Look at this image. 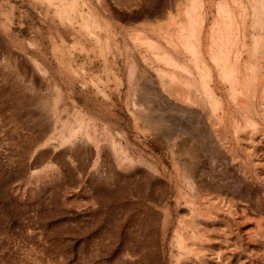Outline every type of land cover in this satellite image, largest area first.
<instances>
[{"label":"rangeland","instance_id":"374dc122","mask_svg":"<svg viewBox=\"0 0 264 264\" xmlns=\"http://www.w3.org/2000/svg\"><path fill=\"white\" fill-rule=\"evenodd\" d=\"M263 19L0 0V264H264Z\"/></svg>","mask_w":264,"mask_h":264},{"label":"bare ground","instance_id":"6f19581e","mask_svg":"<svg viewBox=\"0 0 264 264\" xmlns=\"http://www.w3.org/2000/svg\"><path fill=\"white\" fill-rule=\"evenodd\" d=\"M257 25V26H256ZM258 27V28H257ZM264 27V19L263 20H258L257 21V23H255L254 25H253V28H254V30H256V31H258V29H261V28H263ZM246 34H247V32H246ZM217 42V44L216 45H218V47H219V50L220 51H223V45L221 44L220 45V42L218 43V41H216ZM225 44V43H224ZM215 59L216 60H218V56H215ZM222 62H223V60H222ZM218 64H220V62H218ZM222 68H224V70H225V73H227V71H226V64L223 62L222 64ZM219 66V65H218Z\"/></svg>","mask_w":264,"mask_h":264}]
</instances>
